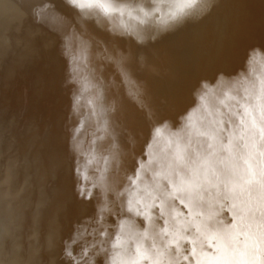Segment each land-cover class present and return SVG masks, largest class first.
Here are the masks:
<instances>
[{
  "label": "bare ground",
  "instance_id": "1",
  "mask_svg": "<svg viewBox=\"0 0 264 264\" xmlns=\"http://www.w3.org/2000/svg\"><path fill=\"white\" fill-rule=\"evenodd\" d=\"M113 2L0 0V264H72L74 230L104 264L130 197L158 227L244 198L239 160L208 181L192 161L209 126L264 112V0Z\"/></svg>",
  "mask_w": 264,
  "mask_h": 264
},
{
  "label": "snow or ice",
  "instance_id": "2",
  "mask_svg": "<svg viewBox=\"0 0 264 264\" xmlns=\"http://www.w3.org/2000/svg\"><path fill=\"white\" fill-rule=\"evenodd\" d=\"M67 2L82 12L99 8L109 15L115 10L113 0ZM33 11L48 22L63 19L51 3H44ZM248 116L247 123L239 117L235 125L230 119H221L199 133L206 141L202 145L203 158L198 163L192 161L196 164L194 175L202 174L206 181L212 177L219 179L226 168L235 169L237 160L243 166L241 195L244 198L233 204V213L227 221L215 220V213L203 221L195 217L179 220L174 212L173 224L165 220L163 226L158 227L152 222L151 205L145 206L142 198H137L134 204L130 197L127 211L134 218L120 221L104 264H264V112L257 109L255 113L250 111ZM75 147L78 150L79 145ZM177 159L182 161L183 157ZM254 190L257 195L253 194ZM79 191L83 192L82 186ZM198 202V198L192 200L194 205ZM157 207L163 214V203ZM196 216L204 214L198 211ZM83 235V231L74 230L64 242L62 251L72 264H85V258L86 264H95L88 255V248L79 259L73 255L72 246ZM105 251L100 248V252Z\"/></svg>",
  "mask_w": 264,
  "mask_h": 264
}]
</instances>
